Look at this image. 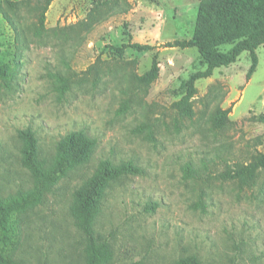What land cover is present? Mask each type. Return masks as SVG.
I'll list each match as a JSON object with an SVG mask.
<instances>
[{"label": "rangeland", "instance_id": "obj_1", "mask_svg": "<svg viewBox=\"0 0 264 264\" xmlns=\"http://www.w3.org/2000/svg\"><path fill=\"white\" fill-rule=\"evenodd\" d=\"M207 1L0 0V196L33 186L21 130L35 132L45 160L68 135L95 141L43 205L14 218L16 260L87 263L70 209L111 159L132 160L145 174L108 189L96 222L111 246L108 264H264V169L251 188L224 178L264 153V46L255 69L244 53L198 81L192 118L179 105L185 83L207 66L197 48L167 44L193 38ZM56 76L69 79L65 95ZM125 101L130 109L120 114ZM188 164L196 177L185 175Z\"/></svg>", "mask_w": 264, "mask_h": 264}, {"label": "trees", "instance_id": "obj_2", "mask_svg": "<svg viewBox=\"0 0 264 264\" xmlns=\"http://www.w3.org/2000/svg\"><path fill=\"white\" fill-rule=\"evenodd\" d=\"M227 46L230 49L224 50ZM262 46L264 0H209L203 4L193 38L167 44L170 48H197L202 63L207 66L205 71L193 74L185 83V95L179 102L184 115L188 118L194 115L192 99L198 94V81L212 77L216 69L235 64L244 53L251 54L255 69L258 65L256 52ZM133 47L146 51L152 49L149 45L141 44H133ZM56 78L60 84L58 91L65 95L69 91V79L63 76ZM129 109L130 101H125L119 113L125 114ZM145 129L144 126L136 130L143 133ZM19 135L24 143L22 164L30 172L33 186L8 198L0 196V264H28L16 260L9 251L16 236L14 218L43 205L62 179L88 161L95 146L94 140L71 134L59 143L56 155L45 160L41 158L38 138L31 128L21 130ZM148 138L155 140L150 134ZM263 169L264 153H260L251 162L237 164L226 171L224 178L242 189L251 188L257 184L258 172ZM184 172L186 176L193 178L197 173L190 164L185 166ZM144 174L145 170L132 160L117 163L106 159L99 163L93 174L76 190L70 212L87 240L86 264L109 263L111 246L107 241H100L96 232V222L103 211L108 189L124 178ZM157 207V203H150L146 209L154 211ZM179 264L201 263L194 257Z\"/></svg>", "mask_w": 264, "mask_h": 264}]
</instances>
